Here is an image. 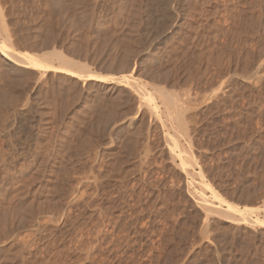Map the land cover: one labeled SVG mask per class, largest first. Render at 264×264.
Masks as SVG:
<instances>
[{
    "label": "rangeland",
    "instance_id": "374dc122",
    "mask_svg": "<svg viewBox=\"0 0 264 264\" xmlns=\"http://www.w3.org/2000/svg\"><path fill=\"white\" fill-rule=\"evenodd\" d=\"M2 4L16 48L58 49L103 73L134 69L150 90L175 93L195 168L263 220L264 0ZM14 70L0 61V264H242L253 247L264 256V224L199 204L170 158L173 130L131 88Z\"/></svg>",
    "mask_w": 264,
    "mask_h": 264
},
{
    "label": "bare ground",
    "instance_id": "6f19581e",
    "mask_svg": "<svg viewBox=\"0 0 264 264\" xmlns=\"http://www.w3.org/2000/svg\"><path fill=\"white\" fill-rule=\"evenodd\" d=\"M4 1L5 0H0V61L8 72L13 71L14 69L19 67H24L25 69L33 68L42 70V75L46 74L49 71H54L65 75H72L76 78H84V80H92L99 88L110 87V89H115L118 86H127L131 88L135 96L137 95L140 98V104H142L141 106L145 104L144 106L148 107L150 112L156 118H158V121L160 120L163 123L162 126H166L173 130V133L170 132L165 134L167 142L169 141L168 146L170 145V158L177 164V167L185 175L189 190L193 191V193H195L199 197V204H201L209 214H215L217 217L223 216L234 221H244L245 224L249 226H254L257 223L264 224V218L262 220L258 215H256V217H253L254 212H256L254 208L247 206H244L242 208L234 202L224 198L214 188H211L212 186L210 187V184L207 183L205 176L202 173V169L195 168V166H197V158L195 159L194 157L195 155L191 146V139H188V141L186 142L183 137L187 134V130L189 128H187V122L184 119L185 111L182 110L183 106L178 103L177 99L175 98L176 96L174 97L175 93L171 94L172 92H167L165 90L166 86L164 89V85L156 87L158 86L157 84L155 85V87H153V91L152 89L150 90L149 87H152L154 85L151 84L152 86L148 87V81H145L143 83L140 82V80L142 79H140V77L135 74V70L133 68V70L130 69L131 71L127 73H122L120 71L115 72L114 70L103 73L102 71H98L97 69V71L94 70L95 68L93 69L89 64L74 62V59L58 49H52L44 52L43 54H38L16 48V45H14L12 41L11 35L6 29L8 26L6 27L7 21L4 17V4H2ZM55 60H57V62H55ZM74 65H76V69L74 67L68 68V66ZM128 66L130 65H124V72L129 71L128 69L130 67L128 68ZM261 66L262 64L260 63L258 65V69H260ZM156 80L158 79L156 78ZM153 93L159 94V96H161L163 99V102L167 109V114L163 113V115H166V121L162 120V117L159 114L158 106L155 102L156 98L153 97ZM215 202H218L219 205L216 206L217 203Z\"/></svg>",
    "mask_w": 264,
    "mask_h": 264
},
{
    "label": "trees",
    "instance_id": "16d2710c",
    "mask_svg": "<svg viewBox=\"0 0 264 264\" xmlns=\"http://www.w3.org/2000/svg\"><path fill=\"white\" fill-rule=\"evenodd\" d=\"M256 235H257L256 241H259L260 234H258L257 232ZM241 258H244V257H241ZM246 258H247V261H245L242 264H264V256H262V254L257 252L256 247H253L251 249V253ZM233 264H235V261L233 262ZM238 264H240V262Z\"/></svg>",
    "mask_w": 264,
    "mask_h": 264
}]
</instances>
